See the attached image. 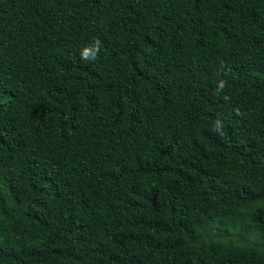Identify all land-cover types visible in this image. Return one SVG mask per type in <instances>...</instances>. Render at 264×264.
<instances>
[{"label":"trees","instance_id":"trees-1","mask_svg":"<svg viewBox=\"0 0 264 264\" xmlns=\"http://www.w3.org/2000/svg\"><path fill=\"white\" fill-rule=\"evenodd\" d=\"M0 264H264V0H0Z\"/></svg>","mask_w":264,"mask_h":264},{"label":"clouds","instance_id":"clouds-1","mask_svg":"<svg viewBox=\"0 0 264 264\" xmlns=\"http://www.w3.org/2000/svg\"><path fill=\"white\" fill-rule=\"evenodd\" d=\"M97 50H98V49H97ZM91 59H92L93 61H95V59H96V50H93V51H92Z\"/></svg>","mask_w":264,"mask_h":264}]
</instances>
